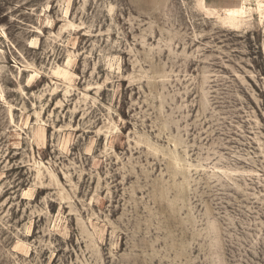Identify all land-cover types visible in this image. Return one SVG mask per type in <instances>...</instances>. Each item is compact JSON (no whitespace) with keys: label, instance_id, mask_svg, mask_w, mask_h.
Listing matches in <instances>:
<instances>
[{"label":"rangeland","instance_id":"1","mask_svg":"<svg viewBox=\"0 0 264 264\" xmlns=\"http://www.w3.org/2000/svg\"><path fill=\"white\" fill-rule=\"evenodd\" d=\"M0 264H264V0H0Z\"/></svg>","mask_w":264,"mask_h":264},{"label":"bare ground","instance_id":"2","mask_svg":"<svg viewBox=\"0 0 264 264\" xmlns=\"http://www.w3.org/2000/svg\"><path fill=\"white\" fill-rule=\"evenodd\" d=\"M199 1V0H198ZM200 1H203V2H205L206 0H200ZM242 5H240V4H236V5H234L233 7H232V10H229L228 11V16H229V18L230 19H232V20H234V19H236V18H238V16H239V13H240V10H242ZM6 34V33H5ZM181 195V194H180ZM171 201V200H170Z\"/></svg>","mask_w":264,"mask_h":264}]
</instances>
